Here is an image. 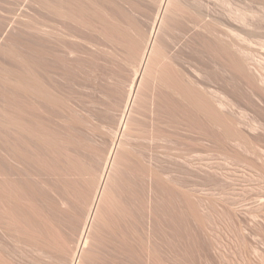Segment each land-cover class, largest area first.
I'll return each instance as SVG.
<instances>
[{
  "label": "bare ground",
  "instance_id": "obj_1",
  "mask_svg": "<svg viewBox=\"0 0 264 264\" xmlns=\"http://www.w3.org/2000/svg\"><path fill=\"white\" fill-rule=\"evenodd\" d=\"M36 2L38 8L34 14L37 29L35 46L31 45L32 48L24 42L25 48H29H26V52H23L24 47L22 50V47L20 48L21 51L19 47L0 49V90L4 92V96L5 92H8V96L12 98L18 92L22 100L20 105L15 103L17 101H11L16 104L14 107L6 103L7 101L4 103L5 100L0 102V124L4 127L0 128V208H5H2L4 211L0 214V247L7 245V242L6 245L2 243V235L12 233L11 228L16 227L13 224V227H10L11 220L14 224V221L21 217L22 221L23 217L24 220L46 221L43 226L55 221L54 215L49 217L50 222L49 218L45 220L48 216L41 218L48 213L58 214L56 210L60 207L56 208V203L53 204L54 207L48 206L51 211L55 208V213L49 211L44 216L39 214L46 213L45 208H48L49 203L45 189L50 182L44 177L47 172L49 176L54 174L61 180L65 176L69 177L64 179V183L59 181L64 184L63 188L54 184L58 187L57 191L53 184L51 185L52 191L54 188L56 193L66 190V193H59L63 208L65 205L68 207L75 204L69 206L74 209L72 206L78 203V208L73 210L76 211L80 210L79 206L83 204V207L80 206L81 211L75 214L79 217L81 231L78 245L68 254L69 264H105L99 255L100 248L105 243L108 244L109 240L115 239V236L118 238L116 230H121L127 223L125 220L123 227L121 224L117 227L116 215L128 219L133 217L128 207L136 205L131 201L137 196L139 189L136 188L139 185H136L139 182L134 185L133 178L136 180L140 173L135 175L139 166L134 163L137 169L134 168L136 171H133L132 175L135 177L131 178L130 169L135 156L141 158L140 153L135 154L141 146H135L138 143L135 141L140 138L144 143H149L141 148L150 146L148 152L152 160L147 173L144 172L148 178L146 185L149 192V219L150 206L153 207L151 210L158 206L157 195L161 187L171 190L173 187L168 185L169 182L185 186L179 179L181 175L190 176L195 181L199 174L222 175L227 178L239 174L231 167H221L218 165L220 162L210 164L209 160L213 159L214 154L228 164L229 159H232L238 165L245 164L249 169L264 176V41H258V47H261L257 48L258 51L249 50L252 46L247 42L250 48L248 49L247 45L245 47V38L251 34L249 27L253 25L248 18L247 9L233 10L236 8L232 9L231 0H156V15L150 34L146 35V32L141 31L135 17L141 5L134 0ZM184 13L190 15L185 26L181 22ZM24 16L30 21L34 20L29 15ZM173 30H178L180 34L171 37L170 32ZM251 30L254 31L252 28ZM194 32H197L196 36L200 41L198 45L190 39ZM104 41L124 46L126 53L120 52L116 47L107 50L103 46ZM182 44L189 45V50L181 47ZM178 46L180 48L177 49ZM87 48L91 51L107 50L114 56L122 55L127 63L136 67V72L128 90L122 98L120 97L123 108L120 109V115L116 116L118 120L114 124L116 129H113L115 133L111 141L112 148L104 161L102 173L99 177L90 175L87 178V189L82 191L75 176L83 178L86 174H91L90 165L83 161L81 155L77 156L78 153L75 152L76 155L65 149L62 144L64 142L60 141L57 135V127L53 124L52 117L66 103L62 95L64 78L71 75V71L74 72L72 65L76 64L75 61L83 66H91V63L95 62L89 58V63L86 55L82 56L90 50ZM254 60H257L256 63ZM79 68L81 70L82 66ZM73 76L74 74L71 75ZM78 77L81 78L80 75ZM76 80L80 86V80ZM114 92L120 96L116 94L117 89ZM33 101L40 104L49 116L36 113ZM92 101L89 100L90 103ZM99 124L96 123V126ZM138 159L135 161L141 160ZM40 168L45 170V175L39 171ZM140 171H143L141 167L138 169V172ZM72 175L75 181L73 178L70 180ZM162 178H166L167 183H163ZM93 186L95 189L91 197ZM126 191L130 192L129 196L134 195L133 199L130 198V203H126L124 195H121V192L125 194ZM136 200L135 202H138V198ZM140 204H137L138 207ZM30 209L33 210L29 213ZM70 211L71 214L76 213L72 209ZM119 219V223L124 221ZM130 219L127 221L130 222ZM114 220L117 221L115 224ZM34 222L33 225L30 221V225L25 222L28 226L23 225L24 222L20 223L25 228L19 229L24 231H17L20 235L26 234L25 229L30 231L29 227L34 228ZM53 222L52 224L55 223ZM39 224L35 225V228L39 227ZM129 225L134 232V226ZM129 225L127 223L126 228ZM42 228L47 230L46 227ZM17 231L16 234L13 232L16 237ZM39 231L28 232L30 238H36L33 236H38L37 233L40 236L36 241L29 239V243L36 242L33 243L36 246L33 245V249L36 251L37 248L39 254H45L46 244L51 245L47 242L51 235L46 237L44 234L43 237L41 234L46 231ZM110 233L116 235L109 239ZM144 235H147L145 240L141 235L137 238L145 245V253L150 255L155 251L150 245L148 234ZM26 236L28 235L23 238ZM16 237L15 240L20 238ZM12 238L11 236L10 239ZM50 239L53 240L52 243L55 242L52 237ZM59 250L64 251L62 247ZM0 264L13 263L0 251Z\"/></svg>",
  "mask_w": 264,
  "mask_h": 264
},
{
  "label": "rangeland",
  "instance_id": "obj_2",
  "mask_svg": "<svg viewBox=\"0 0 264 264\" xmlns=\"http://www.w3.org/2000/svg\"><path fill=\"white\" fill-rule=\"evenodd\" d=\"M134 1L141 5V10L139 9L138 12H136V20L140 24V27L142 29L141 31H144L146 32V35H149L154 16L156 15V0ZM263 1L264 0H231L232 9L236 8L233 10L236 11L238 9V11H245L247 9L246 11L249 12L250 16L252 17L251 18L248 14V18L251 21V24H253L250 27L254 29V31L249 27V31L251 32V34L250 36L248 35V37L246 36L245 38V47L248 43L250 47L252 46L250 48L247 45V48H250L249 50L251 51H258L259 49L257 48H261L258 47L260 44L259 42H261V40L262 42L264 41ZM37 6L38 4L36 0H0V49H2V47H5V50H8L11 48L19 47L20 50V48L22 47V50L24 47L23 52H26V48L27 50L29 48L28 46L25 48L24 42L30 44V46H35L37 29L35 25L34 14L35 10H37L36 8H38ZM123 7L126 8L125 6ZM239 8H241V10ZM252 12H255V14L257 15H254ZM187 14L188 13H184L185 17L184 15L181 16V22L184 26L185 22H187L190 16L189 14ZM24 15H29L30 17H33L34 20L30 21L28 20L27 16ZM196 33L197 32H194L190 39L198 45L200 44V41L198 39V36H196ZM179 34L180 33L178 30H173L170 32V35H172L171 37H173V35L177 36ZM251 35L252 38H250ZM116 45L118 44H111L108 41H104L103 43V46H105L107 50H112L116 47L120 52L123 51L122 53H126L124 46L121 47ZM33 46L31 47L33 48ZM181 47L185 48L186 50H189L190 48L189 45L186 44H182ZM178 48H180V46H178L177 49ZM107 50H96V52L92 49V52L90 49L82 54V56L86 55V57L88 58L87 62L91 63V61H95L96 63L93 62L94 65L91 63V66H89L90 64L87 65L86 62L85 64L87 66H83L80 65L79 62L77 63V61H75L76 64L73 63L74 65L72 66H74L73 69H75H72L74 72L71 71V75L74 74V76L71 77V75H69L65 76L64 78L65 87L63 89L62 95L65 97L64 100H66V103L65 105L61 106L56 112L57 114L52 117V122L57 127V135H59L60 141L64 142L62 144L65 149L67 148L74 153H78V155L76 153L75 154L77 156L81 155L80 157L83 158V161L85 160L84 162L86 164L88 162V166L90 165L89 167L91 168V170L89 173L91 174H86L83 178L75 176V178L78 180V182H76L78 183L79 188L82 191L87 189V178L90 175L95 174L99 177V175H101L102 173L104 161L109 154V150H111L112 148L111 141L114 138L113 133H115L113 129H116L114 127L116 125L114 124H116L115 121L118 120L116 116L120 115V112L122 111L120 109L123 108L121 106V101H119L121 100L120 97L122 98V96L128 90L130 82L136 72V67L127 63V61L123 59L122 55L114 56L113 54L108 53ZM89 58L91 59V61H89ZM256 61L257 60H254L253 62L256 63ZM15 62L17 63L18 61ZM78 66H82L83 69L81 68L80 70ZM262 68L264 69V67ZM78 70H80L81 72ZM82 70L84 72H82ZM79 75L81 76L82 80L80 77H78ZM76 76L78 78V81L80 80L81 87L76 80ZM116 89V94H120V96L115 95L114 90L116 91ZM93 91L96 92L94 93ZM2 92L0 93L1 103L5 100L4 103L7 101L6 103L12 104L11 101L14 100V102L17 101L15 102L17 105L21 104L22 100L20 99L21 97L19 96L18 92L13 98L11 96H8V92H5V96L4 92ZM111 92L114 94L112 95ZM87 95L88 97H86ZM89 96H92V98H90ZM89 100H93L95 102L92 101L91 104ZM98 101L99 103H96ZM15 103L12 104L13 107ZM33 104L36 113L40 115L46 114L49 116V113L44 111V108L41 107L40 104H38L36 101H33ZM83 105L85 108L82 107ZM106 110H109L108 113ZM148 117H150V115ZM96 123H100L99 126H96ZM65 125H69V127H65ZM0 128L4 129L2 124H0ZM139 141H135V143L138 142L136 143L138 145L135 144V146H139V144H141V146L139 149H137L136 153L134 150V153L136 155L140 153L141 158H139V156L138 158L141 160L139 162H136L135 160H137L138 158L134 155L136 159L134 158L135 160H133L134 162H132L133 165L131 166L130 170H132L131 175L132 173H134L133 171H136L135 169H137V167H134V163L142 168L143 171L138 172V167L136 172L137 174L135 173V175L138 176V173H140V176H138V178L136 176L138 180H134L133 178V182L134 185L139 182L136 185H139L136 190L139 189L138 191H140V188L142 187L141 189L144 192L142 193L140 191V193L137 191V196H135L138 198V202H135L137 198H134V195H132L131 197L130 194L129 196V191H126L127 193L129 192L128 195L127 193H125V195L123 194L124 192H121L122 197L124 195L123 198L124 200H126V203L134 198V201L131 202L135 203L136 205L134 204V207H128L129 211L131 210V216L133 217H129V219H131L130 222H128V218H123L124 216L121 217L122 215H116L118 217H116V220L118 222L114 220V224L115 222H117V227H120L121 225V227H123L125 225L124 227L125 229H127V232L125 231L124 227L121 230L118 228L117 230L120 233L123 231V233L120 234L116 230L117 234H119L118 238L115 236L116 234L114 235L110 233L111 236L109 235L110 237L108 238L110 239L111 237L113 238L115 236V239L111 238L112 241L108 239L109 243H105L99 251V255L103 263L264 264V176L260 175L256 170L249 169L245 164L238 165L232 159H229L230 163L228 164L227 162H224L222 159L218 158V155L214 154L213 159L210 158L209 160L210 164L220 162L219 164H217L221 167H231L233 171H236L239 174H233L231 175L233 176L231 178H227L222 175L212 176L208 174H199L195 181L192 180L190 176L188 177L187 175L183 174L179 179H181V182H183L185 186H179L173 184V182H169L168 185L170 187H173L171 188V190H167V187H161L159 189V194L157 195L159 203L158 206L153 210H151L153 207L150 206L149 219V212L147 211V209L149 208V202H147V200L149 201V192L146 185L148 183V178L146 177L147 174L145 173H147L146 171L150 167V162L152 160L149 157L150 152H148V150L150 151V148H148L150 146H148L147 148L144 147L149 143H144L141 138L139 139ZM141 141L143 143H141ZM142 145H144L143 148H141ZM258 162L262 163V161ZM43 170L44 169L41 170V168L39 169V171L41 173H44L45 175V170ZM49 174H51V172ZM53 175L54 174H51L49 176L46 172V176L44 177H47L45 179L50 182L48 183V188L50 186L49 189H51V185L53 184L54 188L57 191L58 187L56 185H61L60 187L63 188L64 184L62 183H64V179L69 177L65 176L61 180L59 179V177ZM135 175H132L131 178L133 176L135 177ZM75 178L74 175H72L70 180L72 179L73 181H75ZM60 180L61 182H63H59ZM161 181L163 183H167L168 180L166 178H162ZM54 188L53 191L52 189H48V191L47 189H45L46 193L48 192L47 195L49 196L48 202L51 204L50 205L48 203L47 207L50 206L51 208L57 206L60 207L62 211H64L61 212L60 208H58L59 211L58 209L56 211L59 213L61 212V214L58 215L59 213L57 214L55 213L56 211H54L55 208H52V210L54 211L53 212L48 207L45 208L47 209L46 213L42 214L39 212V214H41L42 216L47 214L49 211L55 213H51L52 215H48V213L45 217L41 218L44 219L48 216L45 219L47 220L49 217L54 215L55 217H53L55 219V223L49 218V222L51 221L50 225H48L49 223L47 222L48 224H45L43 226L46 221H39L41 223L43 222L42 227H46L45 229L49 230L48 232L41 227V223L39 224L37 220H24V217L23 221L21 217L20 219L14 221L15 224L12 223L13 220H11V222L9 223L11 224L10 227H13L12 224L14 226L16 225L17 228H11L16 234L17 229L20 231L21 229L25 228L23 227V225L26 226L29 221L33 225V222L35 221L34 228L35 225L39 224V227H36L38 229L40 228L41 230H39L41 232L37 228L35 229H37L39 233H42V231H46L45 233L41 234V236L43 235V237L44 234H46V237L51 235L57 247L54 245V243H52L53 240L50 239L51 237H48L50 240L45 237L49 240H47V242L51 243V245H48V243L46 244L45 249L47 252H44L45 254H43V252L42 254H39L40 251L38 252L37 248L36 252L35 249H33V245L35 246V244L33 243L36 242L33 241H36L39 234L37 233L36 235L38 236H33L36 238H32L31 236L33 241H30L29 243V239L31 240V238L29 236L30 233L28 232H32L33 230L38 232L32 227H29L32 229H29L30 231H28V229H25V231L27 230V233L24 232L28 235L26 236L27 239H25L26 237L23 238V236L26 235L22 234V231L24 230L20 231L22 232L21 234L23 236L20 235L19 231H17V237L21 238L22 236L24 241L22 240V238L20 241V238L18 239L13 232V234L11 232L5 233L4 235H2L5 242L2 241V243H5L6 245L7 242V245H1L0 251L13 264L70 263V255L68 256V254H71V252L75 250L74 248L76 247V245H78L79 234L81 231L79 217L75 216V214L77 215V211H81L83 204L79 203L82 207L79 206L80 210L78 209L76 211L73 210L78 208V203H76V206H72L74 207V209L70 208L69 206L75 204H70L68 205V207L67 205H65L66 207L63 208V204L60 203V194H62L60 192H65L66 190H62L60 188V190L62 191H59V194L58 192L56 193L54 191ZM94 189L95 186L91 188V197L94 194ZM139 193L141 196L138 195ZM58 194L59 197L57 196ZM121 195H119V198L121 197ZM55 197L57 199H60L57 200L55 199ZM120 199L123 200L122 198ZM54 200H57V202L59 201L58 205H56L57 202H54ZM54 203L56 204L53 206ZM137 204H140L141 206L138 207ZM150 205H152L151 202ZM2 208L5 210L4 207ZM2 208H0L1 215L3 214V212L1 211H4ZM71 209L76 213L71 214ZM31 210L33 209H30L29 213L31 212ZM151 211L153 213H151ZM119 218L124 219V221L122 220V223H119ZM19 220L22 221V223L20 222L21 224H23V222H26L27 224L25 223L21 225L19 222L17 223V221ZM125 220L128 225L132 224L134 226V229L132 228L134 232L131 230L132 226L130 227L129 225L126 228L127 223L125 222ZM52 222L54 224H52ZM30 223L28 225H30ZM20 227L22 228L19 229ZM128 227L130 228L129 231ZM32 234L33 233H31V235ZM144 234H148V236L150 237V245L154 248L155 251L151 252L150 255L145 253V245L142 241V243L139 241L140 238H137L141 235V237L145 240L147 235ZM11 236L14 238V240L16 237L19 241H14L13 238L10 239ZM3 238L1 240H3ZM25 240H28V244H26L27 242ZM29 244L32 245V249L31 245ZM60 247L64 249L63 252L59 250Z\"/></svg>",
  "mask_w": 264,
  "mask_h": 264
}]
</instances>
